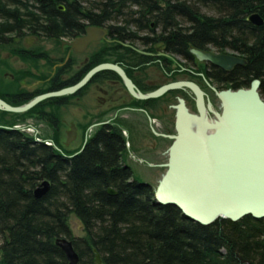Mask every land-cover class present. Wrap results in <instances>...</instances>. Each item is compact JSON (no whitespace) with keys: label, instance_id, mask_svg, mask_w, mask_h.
I'll return each mask as SVG.
<instances>
[{"label":"trees","instance_id":"obj_1","mask_svg":"<svg viewBox=\"0 0 264 264\" xmlns=\"http://www.w3.org/2000/svg\"><path fill=\"white\" fill-rule=\"evenodd\" d=\"M253 13L263 19L261 27L246 21ZM109 20L137 32L158 29L151 33L157 42L181 59L189 58L191 47L237 54L246 61L238 68L246 82L236 89L259 80L264 99V0H0V50L37 69L46 53L15 39L57 43ZM7 66L0 59V99L12 107L70 85L24 94L20 83L37 77L27 69L13 72L11 80L4 75ZM78 94L22 114L0 111V264H68L55 244L59 238L72 242L78 264H96L94 250L102 264H264V219L203 226L174 206L157 204L153 188L138 183L123 163L127 139L121 131L101 128L66 156L57 146L60 131L42 136L53 147L12 129L30 119L58 118L60 105ZM43 181L49 191L35 199ZM71 216L81 237L72 233Z\"/></svg>","mask_w":264,"mask_h":264},{"label":"flooded vegetation","instance_id":"obj_2","mask_svg":"<svg viewBox=\"0 0 264 264\" xmlns=\"http://www.w3.org/2000/svg\"><path fill=\"white\" fill-rule=\"evenodd\" d=\"M120 25V22L109 20L104 27H99L105 34L99 40L87 44L82 51H75L69 43L84 37L86 29L95 26L84 27L72 38L58 39L57 43L48 45L49 48H46L45 42L38 43L40 40L35 38H31L36 40L34 44L29 41L30 39L26 41L27 38L18 41L25 49L40 46L42 48L40 53L42 55L46 53V58L39 62H42L48 71L44 73L45 71L42 72L40 69L44 67L38 66L34 69L31 65L23 63L24 69L11 73L28 69L37 77L23 80L18 87L24 94H29L42 88L74 85L91 69L101 64L119 67L131 82V89L115 70L105 69L95 74L77 92L79 93L77 96L60 105L58 118L45 117L26 122L32 121L49 131H62V127L69 131L76 127L84 131L92 129L96 132L106 128L124 132L126 138L131 140L123 155L124 165L130 168L132 174L134 169L130 166L131 162L140 166L145 165L151 169L149 175L159 180L167 170L169 149L173 143L171 137L177 133L179 111L183 110L199 117L200 110L203 109L207 118L214 119L208 112L207 105L210 103L213 111L220 112L221 102L216 92L237 90V86L246 80L239 78L238 68L242 66L224 71L209 63L198 61L190 52L196 48H189L190 55L187 59L168 53L165 45L158 43L157 38L151 34L158 32V29L149 28L137 32L134 28L118 27ZM196 50L220 54L213 49ZM232 56L239 57L237 54ZM12 58L20 61L17 57ZM5 76L14 79L13 75ZM173 83L194 84L202 92L201 104H198L197 96L188 87L169 90L159 97L145 100L135 96L151 94ZM64 111H71L75 122L66 121ZM15 125L12 129L25 132L22 127ZM195 125L196 123H193V126ZM33 138L36 142H46L40 137Z\"/></svg>","mask_w":264,"mask_h":264},{"label":"water","instance_id":"obj_3","mask_svg":"<svg viewBox=\"0 0 264 264\" xmlns=\"http://www.w3.org/2000/svg\"><path fill=\"white\" fill-rule=\"evenodd\" d=\"M60 10H64L60 7ZM254 27H261L263 19L256 13L246 19ZM105 31L88 27L86 35L75 39L69 46L82 51L92 41L99 40ZM26 41L29 38L25 39ZM19 40L16 39V42ZM76 47H80L79 49ZM191 54L224 71L245 66L242 58L228 54H214L192 49ZM113 69L131 89L132 84L117 66L101 64L91 69L76 84L38 95L26 104L12 107L0 99V111L22 114L39 103L81 90L98 72ZM179 87L190 88L202 101V92L192 83H173L163 86L148 95H135L140 99L156 98ZM260 81L253 80L248 89L216 92L221 102L220 112H208L207 118L200 110L199 117L181 110L177 116V133L171 137L166 173L154 191V201L160 205L178 208L183 216L195 223L208 226L219 219L237 222L244 217L264 219V99L259 94ZM193 123H196L193 126ZM73 129L67 131L70 142ZM82 150V149H81ZM50 184L43 181L34 190V198L40 199L49 191ZM109 195H115L111 189ZM68 264H78L79 258L72 242L66 238L56 240ZM96 264H102L94 250Z\"/></svg>","mask_w":264,"mask_h":264},{"label":"rangeland","instance_id":"obj_4","mask_svg":"<svg viewBox=\"0 0 264 264\" xmlns=\"http://www.w3.org/2000/svg\"><path fill=\"white\" fill-rule=\"evenodd\" d=\"M90 1H93V0H90ZM202 12L204 14H210L212 15L211 12L203 9ZM30 42L31 43H35V39H31L29 38ZM42 42H45V46L46 48L49 46L48 45H51V42L47 41V40H44L42 39L41 41H39L38 43H42ZM224 54H228V55H234L233 52L231 51H227L226 53ZM0 57L1 58H6L8 59V62H7V70H5V74H9V75H12V71L14 70H18V69H24L25 68V65L23 63H21L20 61L14 59V58H11L9 56L8 53L4 52V51H1L0 50ZM38 66L39 67H46L44 66V64H42V62H39L38 63ZM44 68H40L42 69L44 73H46L48 71V68L46 67L45 69ZM39 69V70H40ZM6 78H9L8 76H5ZM72 112L71 111H64V116H65V120L66 121H74L75 117L73 116V114H71ZM33 127L35 128V130L42 136H45L47 135L48 133H50V131L46 128H43L41 126H37V124H34L32 121L30 122ZM68 129H66L65 127H62V131H60V135H59V139H58V148L61 152H63L66 156H72L73 153H75L78 149L82 148L85 144V142L94 134L95 130H80L78 128H74V131H73V134H72V137H71V140L70 142L67 144L66 142V133H67ZM26 134V132H24ZM29 135V134H28ZM129 140V139H128ZM128 142H130L131 144V140H129ZM53 145V143H52ZM75 155V154H74ZM131 162V161H130ZM130 166L134 169V174H133V178L138 182V183H141V184H146V185H150L153 190H155L159 180L154 178L153 176L149 175L150 174V171L151 169H149L147 166L145 165H138L136 163L132 164V162L130 163ZM70 226H71V230H72V233L75 237H81L83 235L82 233V228L78 222V220L74 217V216H71L70 217ZM0 245H1V239H0Z\"/></svg>","mask_w":264,"mask_h":264},{"label":"built area","instance_id":"obj_5","mask_svg":"<svg viewBox=\"0 0 264 264\" xmlns=\"http://www.w3.org/2000/svg\"><path fill=\"white\" fill-rule=\"evenodd\" d=\"M15 126H20V127H22L24 130H25V132H26V134H29V135H31V136H33V137H40L39 136V133L35 130V128L32 126V125H30V124H17V125H15ZM125 134V133H124ZM127 146H128V143L126 144Z\"/></svg>","mask_w":264,"mask_h":264},{"label":"crops","instance_id":"obj_6","mask_svg":"<svg viewBox=\"0 0 264 264\" xmlns=\"http://www.w3.org/2000/svg\"><path fill=\"white\" fill-rule=\"evenodd\" d=\"M5 52V51H4ZM7 53V52H6ZM10 56V55H9ZM11 57V56H10ZM12 58V57H11ZM0 59H2L3 61H5L6 63L8 62V59H7V57L6 58H1L0 57Z\"/></svg>","mask_w":264,"mask_h":264},{"label":"bare ground","instance_id":"obj_7","mask_svg":"<svg viewBox=\"0 0 264 264\" xmlns=\"http://www.w3.org/2000/svg\"><path fill=\"white\" fill-rule=\"evenodd\" d=\"M44 144L49 145V146H53L52 143L49 141L44 142Z\"/></svg>","mask_w":264,"mask_h":264}]
</instances>
